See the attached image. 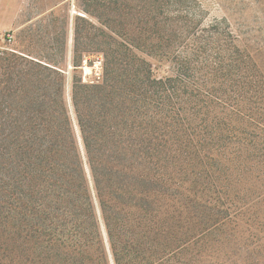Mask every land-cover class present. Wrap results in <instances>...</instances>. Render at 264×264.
I'll return each mask as SVG.
<instances>
[{
	"label": "trees",
	"instance_id": "1",
	"mask_svg": "<svg viewBox=\"0 0 264 264\" xmlns=\"http://www.w3.org/2000/svg\"><path fill=\"white\" fill-rule=\"evenodd\" d=\"M184 1L159 3L161 78L132 79L107 32L101 77L72 87L84 152L64 72L0 54V264H111L103 227L113 264H264V75L230 36L185 44Z\"/></svg>",
	"mask_w": 264,
	"mask_h": 264
},
{
	"label": "rangeland",
	"instance_id": "2",
	"mask_svg": "<svg viewBox=\"0 0 264 264\" xmlns=\"http://www.w3.org/2000/svg\"><path fill=\"white\" fill-rule=\"evenodd\" d=\"M159 3L162 0H0V54L15 52L64 72L65 95L82 152L72 87L75 81L92 83L101 77V50L112 42L107 32H125L130 37L132 79L143 78L149 66L159 78L172 72L171 62L162 64V59L148 54L150 50L161 51L162 47ZM158 5L161 8H155ZM166 15L177 25L178 34L184 32L185 44L191 48L205 46L213 53L212 37L219 35L218 42H226L230 36L228 42L234 40L240 48L253 53L264 75V0H186L180 11L172 7ZM197 36L199 44L193 41ZM120 46L115 48L122 49ZM75 49L80 53L77 59ZM260 208L263 210L264 204ZM242 231L246 233L247 226ZM103 233L113 264L104 227ZM178 258L185 261L193 257L190 252Z\"/></svg>",
	"mask_w": 264,
	"mask_h": 264
}]
</instances>
